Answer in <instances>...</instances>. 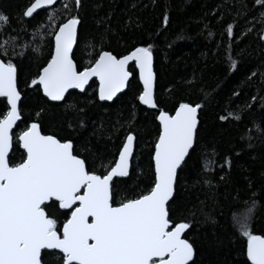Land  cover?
<instances>
[{
    "label": "trees",
    "instance_id": "1",
    "mask_svg": "<svg viewBox=\"0 0 264 264\" xmlns=\"http://www.w3.org/2000/svg\"><path fill=\"white\" fill-rule=\"evenodd\" d=\"M33 1L0 0V12L9 17L8 26L0 31V43L18 37L19 44L30 46L26 51L17 47L15 51H24V55L13 57L22 100L10 161L19 163L25 155L16 137L37 120L45 134L72 139L98 168L102 161L114 166L126 136L132 133L136 140L130 173L114 180L121 196L132 197L149 188L154 178L152 156L160 132L159 110L173 114L180 102L202 104L198 143L179 170L171 207L177 219L191 222L185 238L196 249L194 264H251L246 256L247 238L238 234L231 214L240 202L254 198L258 205L252 232L264 235V133L256 128L264 129V3L81 0L77 9L74 0H60L25 17L23 13ZM53 11L57 22H64L70 14L81 19L74 51L78 65L97 58L96 53L85 54L91 51L85 45L96 43L98 52L102 37H106L104 50L116 55L151 44L158 108H146L138 100L142 87L135 66L130 68L133 75L127 90L111 103L99 100L95 80L85 92L71 91L59 103L48 100L39 86H31L53 52L54 38L48 34L53 28L48 16ZM230 24L232 35L227 32ZM37 47L39 53L31 50ZM229 57L237 61L235 70ZM7 107L6 98L0 97V116ZM229 112L241 119H220ZM213 148L215 166L205 171L204 158ZM59 215L64 219L70 212Z\"/></svg>",
    "mask_w": 264,
    "mask_h": 264
},
{
    "label": "snow or ice",
    "instance_id": "2",
    "mask_svg": "<svg viewBox=\"0 0 264 264\" xmlns=\"http://www.w3.org/2000/svg\"><path fill=\"white\" fill-rule=\"evenodd\" d=\"M56 3L57 0H34L23 15L33 17L38 9L51 8ZM74 3L78 9L81 0ZM63 8L67 10L69 5L65 3ZM48 20L53 21L48 34L54 38V51L31 80V86L42 88L51 101H64L69 89L84 91L95 77L99 80V99L111 101L128 86L133 75L129 64L135 62L143 82L138 100L158 108L151 44L116 55L104 50L106 37H102L98 52L96 43L89 41L85 45L91 49L85 54L91 57L96 53L97 58L78 65L74 46L78 44L79 15L70 14L64 22H57L53 11ZM167 23L165 15L164 24ZM8 24L9 17L0 12V31ZM37 32L43 34L40 28ZM227 32L232 35L233 25ZM17 40L10 38L0 43V97L6 98V107L10 106L0 116V264H194L196 249L185 238L191 222L177 219L171 205L178 170L198 143V110L203 105L180 102L174 114L159 110L160 132L152 156L154 178L149 188L132 197L121 196L114 182L116 177L129 175L136 140L132 133L126 136L114 166L102 161L98 168L72 139L45 134L37 120L16 137L25 155L19 163H12L13 128L21 120L22 99L13 57L23 56L30 47ZM17 47L24 51H15ZM31 50L40 52L39 47ZM229 59L235 70L237 61ZM42 112L43 109L36 113L37 118ZM230 117L241 119L233 112L220 119ZM256 128L264 133L259 125ZM214 157L213 148L204 158L205 171L213 170ZM257 205L254 198L240 202L231 215L238 234L247 238V259L251 264H264V235L252 232ZM64 210L70 215L61 219L59 213Z\"/></svg>",
    "mask_w": 264,
    "mask_h": 264
},
{
    "label": "water",
    "instance_id": "3",
    "mask_svg": "<svg viewBox=\"0 0 264 264\" xmlns=\"http://www.w3.org/2000/svg\"><path fill=\"white\" fill-rule=\"evenodd\" d=\"M60 0H57V3L59 2ZM34 2V1H33ZM32 2V3H33ZM56 3V4H57ZM54 6V5H53ZM46 9H49L48 7H44V8H41V9H38L37 10V12H39V11H41V10H46ZM36 12V13H37ZM35 14V13H34ZM79 27H80V25L78 26V31H79ZM75 49H76V46H74V51H75ZM53 51H54V47H53ZM131 66H135V62H130V64H129V71L131 72V70H130V68H131ZM136 68V67H135ZM136 70H137V75H138V80H139V82H140V84H141V87H142V91H143V82L140 80V78H139V69L138 68H136ZM153 71L155 72V70H154V58H153ZM17 77H18V72H17ZM131 78H132V76L129 78V81L131 80ZM96 81L97 83H98V88H99V80L97 79V78H95V77H93L90 81H89V84L88 85H86V87H85V90L84 91H81L80 89H69V91H68V93H66V95H65V98H66V96L69 94V92H71V91H74V90H77L78 92H80V93H83V92H85L86 91V89L89 87V85L93 82V81ZM128 87V86H127ZM127 87L126 88H124L121 92H119V93H117V95L113 98V100H111V101H107V100H104V101H102V100H100V101H102V102H109V103H111V102H113L118 96H120L121 94H123L126 90H127ZM41 91H42V93H43V90H42V88H41ZM154 92H156V79H155V87H154ZM43 95H44V93H43ZM45 96V95H44ZM46 97V96H45ZM98 97H99V95H98ZM48 100H50V98H48V97H46ZM22 100V99H21ZM51 101V100H50ZM51 102H55V103H59V102H62V101H51ZM21 103V102H20ZM143 106H145L146 108H149V109H156V108H151L150 106H148V105H144V104H142ZM10 107V106H9ZM174 114V113H173ZM198 119H199V110H198ZM159 121V120H158ZM199 122H200V120H199ZM18 123H19V121H17V124L14 126V128H13V132H14V130L16 129V127H17V125H18ZM160 123V122H159ZM198 127H199V125H198ZM125 142V141H124ZM13 149V148H12ZM21 149L23 150V148L21 147ZM24 151V150H23ZM12 152V151H11ZM11 152H10V154H11ZM134 152H135V141H134V149H133V155H134ZM132 158H133V156H132ZM132 158H131V160H130V168H129V173H130V169H131V163H132ZM187 158V157H186ZM117 159H118V157H117ZM183 166V165H182ZM180 170V169H179ZM179 170H178V174H179ZM128 177V176H127ZM118 178H126V177H116V178H114V180L115 179H118ZM187 231V230H186ZM56 251H58L59 252V250H56Z\"/></svg>",
    "mask_w": 264,
    "mask_h": 264
}]
</instances>
